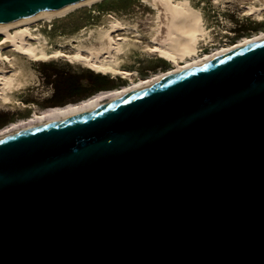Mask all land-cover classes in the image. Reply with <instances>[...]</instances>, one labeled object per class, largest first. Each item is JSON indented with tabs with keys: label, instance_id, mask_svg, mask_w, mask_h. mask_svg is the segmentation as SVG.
<instances>
[{
	"label": "water",
	"instance_id": "1",
	"mask_svg": "<svg viewBox=\"0 0 264 264\" xmlns=\"http://www.w3.org/2000/svg\"><path fill=\"white\" fill-rule=\"evenodd\" d=\"M0 264H264V37L1 137Z\"/></svg>",
	"mask_w": 264,
	"mask_h": 264
},
{
	"label": "rangeland",
	"instance_id": "2",
	"mask_svg": "<svg viewBox=\"0 0 264 264\" xmlns=\"http://www.w3.org/2000/svg\"><path fill=\"white\" fill-rule=\"evenodd\" d=\"M189 1L200 10L202 33L194 35L196 47L193 52L186 50L187 52L176 58L179 64L193 61L216 49L245 41L246 38L264 32V9L255 10L253 6H259L255 0ZM109 2L110 0H97L90 5H83L81 11L78 10L80 18L78 20L77 16L73 21L76 26L71 30L59 31V26L49 28L47 27L49 22L43 20L40 25L30 23L26 26L37 35L36 38L29 40L33 51L48 54L55 50L73 53L89 44H98L101 41L99 31L109 28L112 21L128 23L131 28L113 33V36L127 35L128 40L123 41L120 48L113 52L112 59L107 60L104 55L106 62L120 71L100 72L89 67L93 72L77 61L68 62L55 57L45 61L35 60L33 56L13 48L2 49L0 57L7 54L11 58L7 64L0 62V67L2 66L8 73L15 72L16 80L12 88L3 94L5 97L0 100V129L14 121L34 117L35 113H42L43 109L48 110L56 105L63 107L67 103L75 105L82 99L83 102L91 99L93 95H97L96 93L118 90L123 85L130 86L174 68L176 64L167 60L165 56L146 50L147 45L154 44V37L157 35L151 7L142 0L125 2L117 0L116 2L121 5L105 9L106 6L103 5ZM123 70H129L131 74L125 75L122 73ZM68 78L71 84H77L73 86L77 88V91L73 92L74 96L62 95L61 91L56 90V95L51 98L53 86L61 88L62 80ZM96 84H103L99 85L102 89L91 92L90 89Z\"/></svg>",
	"mask_w": 264,
	"mask_h": 264
},
{
	"label": "bare ground",
	"instance_id": "3",
	"mask_svg": "<svg viewBox=\"0 0 264 264\" xmlns=\"http://www.w3.org/2000/svg\"><path fill=\"white\" fill-rule=\"evenodd\" d=\"M96 1L97 0H74L60 7L43 9L13 18L8 21L0 22V50L5 48H13L16 51L33 56L35 60L45 61L51 57L63 58L69 62L73 60L75 62L77 61L82 63L88 68L90 67L91 69L100 72L120 71L115 70V68L111 67V65L106 62L107 60L114 57L113 52L120 48V44L129 38L127 35L113 36V33L117 30L131 28L128 23L124 24L120 20L112 21L109 28L99 31V35L101 36L100 43L89 44V46L79 48L73 53H67L62 50H55L48 54L35 53L31 44L29 43V40L36 38L37 35L33 34L30 31V28L26 25L30 23L40 25L41 20H43V22H49L47 24V27L49 28L56 27L55 23H61L62 25L60 24L59 31L60 29L66 30L63 29V27H66L67 25H64L63 23L67 21L69 16L71 19H73V23L75 19L72 18V16L75 17L74 15L81 11L80 9L83 5H90ZM142 1L153 10L155 32H157V35L154 37V44L151 46L147 45L146 50L150 53H158L161 56H165L167 60L176 64L174 68L142 79L140 82L134 83L130 86L123 85V87L119 88L118 90L116 89L97 93V95H93L91 99L85 100L84 102L82 99V101H79V103L75 105L67 103V105H63V107H53L48 110L43 109L42 113H35L34 117H29L23 120L21 119L17 122L14 121L11 125L0 129V138L41 123L57 121L70 117L77 112L86 111L96 105L119 97L126 92L135 90L141 86L167 77L178 70L187 69L198 65L199 63H204L210 59L218 57L224 53L230 52L264 37V32H261L258 36L253 35L250 38H246L245 41L235 42L229 46L226 45L202 57H197L198 59L186 62L184 64H179L176 62V58L181 56L183 52H193L196 47V43H194V35L198 34L199 32L202 33L201 19H199L200 10L198 7H195L193 4H191L189 0ZM255 1L259 4L258 7L253 6L255 10L264 9V0ZM103 6H106L105 9H108L107 5ZM110 7L115 8L116 5ZM253 7H250V9H253ZM61 46L63 45L61 44ZM104 55L107 60L104 58ZM10 58L11 57H9L7 54H4L0 57V62L7 64L10 62ZM122 73L125 75H130L131 71L123 70ZM15 80V72L8 73L2 66L0 67V100L5 97L3 94L12 88Z\"/></svg>",
	"mask_w": 264,
	"mask_h": 264
},
{
	"label": "trees",
	"instance_id": "4",
	"mask_svg": "<svg viewBox=\"0 0 264 264\" xmlns=\"http://www.w3.org/2000/svg\"><path fill=\"white\" fill-rule=\"evenodd\" d=\"M69 62V61H68ZM88 70H91L90 68ZM93 71V70H91ZM94 72V71H93ZM97 74H103V76L105 75L104 73H97ZM73 75V74H72ZM77 75H80V74H74L73 76H77ZM69 78L67 80H62V83H61V88H57V86H53V93H52V97H54V95H56L55 91L58 90V91H61V94L64 95V94H67V95H73V92L76 90L77 91V88L76 87H73V86H77V84H71L69 82ZM99 85H103V84H96L95 86H93L90 90L91 92H95L96 90H100L102 89L101 87H99ZM105 87V86H103ZM80 88V87H79ZM97 94V93H96ZM74 96V95H73ZM60 102V101H59ZM53 107H59L58 105L56 106H53ZM53 107H50V108H53ZM48 108V109H50ZM1 124V123H0Z\"/></svg>",
	"mask_w": 264,
	"mask_h": 264
},
{
	"label": "flooded vegetation",
	"instance_id": "5",
	"mask_svg": "<svg viewBox=\"0 0 264 264\" xmlns=\"http://www.w3.org/2000/svg\"><path fill=\"white\" fill-rule=\"evenodd\" d=\"M74 16H75V17L72 16V18H74V19L76 20V19H77V16H78V20H79V18H80L79 13L75 14ZM72 20H73V19H71V17L69 16V17L67 18V21H65V22L63 23V24H65V25H67L66 27H63V29L71 30L72 28H74V27L76 26V24H75V23H72ZM69 26H70V27H69Z\"/></svg>",
	"mask_w": 264,
	"mask_h": 264
},
{
	"label": "crops",
	"instance_id": "6",
	"mask_svg": "<svg viewBox=\"0 0 264 264\" xmlns=\"http://www.w3.org/2000/svg\"><path fill=\"white\" fill-rule=\"evenodd\" d=\"M117 0H110V2L107 4V7H110V6H115L116 5V7L118 6V5H121L120 3H117L116 2ZM124 2L126 1V0H123ZM60 24L61 23H55V26H60ZM62 25V24H61ZM65 25V24H64ZM54 60H57V59H54ZM59 60H62V59H59ZM72 65H74L75 63H71ZM76 64H78V63H76ZM27 101H29V100H27ZM26 101V102H27ZM21 102V101H20ZM33 102V101H32ZM21 103H24V102H21ZM31 103V102H30Z\"/></svg>",
	"mask_w": 264,
	"mask_h": 264
}]
</instances>
